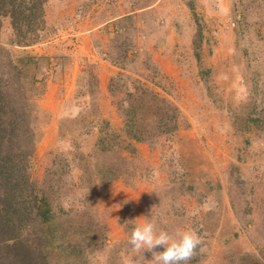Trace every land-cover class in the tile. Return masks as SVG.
Returning <instances> with one entry per match:
<instances>
[{"label":"rangeland","instance_id":"obj_1","mask_svg":"<svg viewBox=\"0 0 264 264\" xmlns=\"http://www.w3.org/2000/svg\"><path fill=\"white\" fill-rule=\"evenodd\" d=\"M113 1L48 0L26 38L2 19L0 89L15 100L21 86L30 176L53 214L44 263L154 264L129 244L152 210L170 234L198 233L189 264H264V0H188L181 27L170 3L184 38L169 49L132 15L100 25L116 69L106 94L91 63L67 87L65 54L78 49L93 5ZM157 19L148 34L172 31Z\"/></svg>","mask_w":264,"mask_h":264},{"label":"trees","instance_id":"obj_2","mask_svg":"<svg viewBox=\"0 0 264 264\" xmlns=\"http://www.w3.org/2000/svg\"><path fill=\"white\" fill-rule=\"evenodd\" d=\"M47 1L0 0V30L2 19L9 18L17 38L34 34ZM17 63L12 69L19 81L22 72ZM17 96L11 100L13 94L0 89V264H45L43 227L51 223L53 214L31 180L33 128L20 85ZM33 227L37 234L32 236Z\"/></svg>","mask_w":264,"mask_h":264},{"label":"crops","instance_id":"obj_3","mask_svg":"<svg viewBox=\"0 0 264 264\" xmlns=\"http://www.w3.org/2000/svg\"><path fill=\"white\" fill-rule=\"evenodd\" d=\"M81 1L82 0H77L76 4ZM187 1L188 0H114L112 4L109 3L112 5L110 10L105 11L100 8L98 12L95 11L97 6L93 5L92 12L89 13L84 21L82 29L85 31V34L80 41L78 49H75L74 51L71 50L65 54L67 56L64 61L63 72L66 78L67 87L71 85L70 81H75L77 74L84 67L83 64L91 63L94 66L97 78L100 80L102 95L104 96L106 94L109 79L116 72V69L113 66V54L109 48L111 42L108 38H105V36L100 35L96 31L98 26L108 22H122L127 16L132 15L134 17V25L140 26L141 28H139V30L145 31L149 40H151L154 45H159L161 47L165 46L169 49L172 45V41H180L184 38L181 35L182 28L178 29L177 27L175 31L171 26L169 20V4H173L175 17L178 20L176 23L180 26L184 24V19L182 18L188 16ZM131 5H134V7ZM162 16H167L168 21L166 19V25L159 28H164L169 25L171 26L172 31L159 34L155 31L157 28L154 27L153 24L156 23L155 21L158 20V17ZM149 27L155 29V32L148 34L146 30L149 29ZM165 38L166 40H164ZM100 43L102 45L101 47H99ZM101 102L103 107H109V101L105 99V97L102 98Z\"/></svg>","mask_w":264,"mask_h":264},{"label":"clouds","instance_id":"obj_4","mask_svg":"<svg viewBox=\"0 0 264 264\" xmlns=\"http://www.w3.org/2000/svg\"><path fill=\"white\" fill-rule=\"evenodd\" d=\"M129 244L140 255L143 251L151 252L154 264H189L201 244V238L193 229L170 234L147 216L143 223L133 226ZM156 248H163V251H154Z\"/></svg>","mask_w":264,"mask_h":264},{"label":"bare ground","instance_id":"obj_5","mask_svg":"<svg viewBox=\"0 0 264 264\" xmlns=\"http://www.w3.org/2000/svg\"><path fill=\"white\" fill-rule=\"evenodd\" d=\"M147 31V30H146ZM199 148V147H198ZM144 213V214H143ZM154 214L155 213H153V211L152 210H150V213H148V211L146 210V211H143V212H141L140 214H139V216L138 217H141V216H143V215H145V217H149L150 219H152V220H154ZM144 221V218H143V220H142V222ZM123 260L125 261V262H128V258H123Z\"/></svg>","mask_w":264,"mask_h":264}]
</instances>
